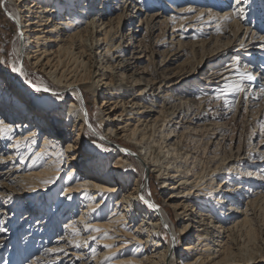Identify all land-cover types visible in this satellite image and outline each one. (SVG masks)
<instances>
[{"label": "bare ground", "instance_id": "6f19581e", "mask_svg": "<svg viewBox=\"0 0 264 264\" xmlns=\"http://www.w3.org/2000/svg\"><path fill=\"white\" fill-rule=\"evenodd\" d=\"M246 1L7 0L22 77L27 63L50 91L15 81L0 46V120L11 129L0 133L2 264L247 263L250 235L264 233V141L251 129V148L234 153L231 111L208 104L229 82L260 106L262 84L246 78L245 61L264 52V35L248 27ZM199 21L211 36L192 43L201 59L189 67L186 35ZM153 176L162 203L148 189Z\"/></svg>", "mask_w": 264, "mask_h": 264}, {"label": "rangeland", "instance_id": "374dc122", "mask_svg": "<svg viewBox=\"0 0 264 264\" xmlns=\"http://www.w3.org/2000/svg\"><path fill=\"white\" fill-rule=\"evenodd\" d=\"M246 2L247 3L244 4V7L246 9L245 18L247 19V22L249 25L248 27L253 29V31L257 34V36H260V34L264 35V0H247ZM228 3H230V5H231V2H229V0H228ZM209 8L211 10H213L212 6H210ZM218 9H219V7H218ZM214 11H215V9H214ZM202 17H199V18H202ZM200 22L201 21L196 22L197 26L194 27V30H192V32L190 34L186 35L187 37H190V38H188V40L191 42H189L190 45L186 49V51H185L186 55L184 56L182 61L187 60V63H188L192 60L189 64V67H192L193 65L197 64L196 62L201 59V58H199V56H196V58H195V56H193L191 54V46L193 45L192 43H195V42L196 43H198V42L203 43L202 41L207 42L208 38H210V36H211L210 34H207V33H210L209 30H205L204 28H202V25L198 26V24H200ZM135 26H137V21L134 24V27ZM129 28L130 27H127L122 32H124V34L127 33L129 31ZM18 29H19L18 24L15 22V20L10 15L9 4L7 3V0H0V46L2 48L4 55L7 57L8 62H12V60H13L14 63L17 64V67L22 68V65H23L22 61L18 62L17 59L15 58V52H16L15 50L19 46ZM165 29L166 28H164V31H165ZM148 30H149L148 31L149 34L146 37V43H147V45L149 44V47H151L152 50L154 49V51H158V47L155 46L156 44H154V38L156 37V35H153V33H151L150 26L148 27ZM168 30L169 29H166V31H168ZM213 35H214V37L223 40L222 36H221L222 34L220 33V31L217 32V30H216ZM243 36H245V34H243ZM204 49L206 50V52H208L210 50V48L207 45L204 47ZM159 50H160V52L164 51V49H159ZM243 53H245V52H243ZM255 54L256 55H255L254 59L249 60V61H245V63H247V64L249 63L251 66H253L252 72L254 74L255 80H259L261 82V84L263 85L264 84V52L255 51ZM187 55L189 57H187ZM228 55L230 57L221 60V62H219L217 65L218 67H220V68L223 67L227 60H230L231 58L236 57V54H233V53H230ZM162 59H163L162 55L156 56V58L154 59V60H156V62L153 63V67H155V66L157 67V62L159 65V63H161ZM241 61H243V58H241ZM229 62H231V61H229ZM210 67L211 66L206 67V74L209 72ZM242 67H243V64L239 63L238 64V70H239V68L241 69ZM26 69L28 70L29 75L26 77H22V75H20V73L16 72L13 75V77L16 78L15 81L18 80L23 86L30 87V88H33V87H31L33 84H35V85L42 84L43 85L44 81L41 80V77L37 73H35L27 63H26ZM198 84L201 85V84H203V82H200ZM246 84L248 86L251 85L248 82H246ZM196 85L197 84H194V86H196ZM253 85L257 86L256 83ZM205 93H207V92H205ZM212 95L214 98L208 102L210 107H213L215 103H219V105L224 106L223 100H217L215 98L217 95L216 91H213ZM260 95H261L260 96L261 102H260V106L258 109H252L249 106H247V98L246 97L243 98V96H241V99H240V93L234 95L231 98H230V95L227 97L229 102H231V101L236 102L235 110H232L231 114L228 115V117L225 116L223 118V122H224V125L226 127L224 132H225L226 137L233 143V146H234L233 152L234 153L238 149H242L243 151H248L251 148V143H252L251 139L253 137V133L250 132L251 129H253V132L255 134V139L253 141H255L256 144L261 140L264 141V127H262V125H264V95H262L261 93H260ZM40 96L41 95L38 94V98ZM93 96H94L93 92H91V91L85 92V98L88 101V105L90 106V113H93V110L95 108ZM199 96H203V95H199ZM14 97L18 98L17 96H14ZM88 131H90L89 133L93 134L97 138V134H96L97 131L95 128H93V127L89 128L88 127ZM85 139L90 140V142H91V140L95 142V139H93V138L89 139L88 137H86ZM230 155H231V153L228 150L227 157H229ZM147 186H148V189L150 190V192H152L153 198H155V200H157L158 203H162L163 201L161 200V188H160L159 184L157 183L155 176L150 178L149 184ZM256 229L250 235L249 242L246 243V245H247L246 251L248 252L246 254L248 255V259H249L246 261L247 262L246 264H248V261L249 262L251 261L250 264H264L263 251L260 248V245H261L260 242L264 239V233L260 232L258 227ZM56 235L57 234H54L53 236H56ZM167 239L170 242V239L168 237H166V241H168ZM7 251L8 250L1 252L0 264L3 263L4 258H5V254ZM250 257L251 258L253 257L252 260H254V261H252L250 259Z\"/></svg>", "mask_w": 264, "mask_h": 264}, {"label": "snow or ice", "instance_id": "6c2138e0", "mask_svg": "<svg viewBox=\"0 0 264 264\" xmlns=\"http://www.w3.org/2000/svg\"><path fill=\"white\" fill-rule=\"evenodd\" d=\"M235 3L237 5H239L241 3V0H235ZM189 11H191V9H189ZM244 10L241 8V9H238V12L239 13H242ZM225 19H231V17H225ZM220 29L217 28V32H219ZM21 37L23 36V33H20ZM241 47H243V45H241ZM239 64V60L237 59L235 62H234V67L235 66H238ZM13 71L15 72H18L20 73V75H24V72L22 71L21 67H16L15 65H13ZM248 80H253L255 79L254 76H252L251 74H248L247 77H246ZM32 87L35 89V91L37 92H48L50 91L47 87H41V86H38V85H35L33 84ZM245 89L243 87V84L242 83H226L225 86L223 88H220L217 92V95H216V99L217 100H223L224 101V106L225 107H228L229 111H232V110H235V107H236V102L235 101H231L229 102V100L227 99V97L229 95H236V94H239L241 92H243ZM260 92L262 95H264V85L261 86L260 88ZM56 95V94H54ZM262 127H264V125H262ZM11 129H10V126L6 125L4 123L3 120H0V133H7L9 132ZM71 147V145H70ZM50 181H45V183H48ZM140 199L148 205V207L150 208H155L157 207L155 204H152L150 203L148 200H145V198L143 196H140ZM87 227V226H86ZM0 231H6V229H0ZM94 231L96 232H99L100 229H94ZM105 236H107V233L105 232L104 233ZM92 239H95V237L93 236ZM173 241H175V237H173ZM77 247H80V244L77 243L76 244ZM107 247H112V245H107ZM53 251H63V249H53ZM95 250L93 249V252Z\"/></svg>", "mask_w": 264, "mask_h": 264}, {"label": "water", "instance_id": "95a60500", "mask_svg": "<svg viewBox=\"0 0 264 264\" xmlns=\"http://www.w3.org/2000/svg\"><path fill=\"white\" fill-rule=\"evenodd\" d=\"M145 183H148V180L146 179Z\"/></svg>", "mask_w": 264, "mask_h": 264}]
</instances>
